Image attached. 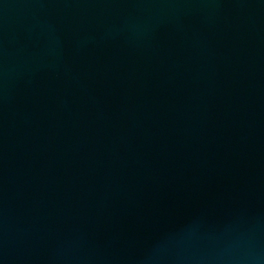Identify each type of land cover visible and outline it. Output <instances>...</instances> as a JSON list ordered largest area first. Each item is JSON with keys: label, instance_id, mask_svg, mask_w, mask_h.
<instances>
[{"label": "water", "instance_id": "1", "mask_svg": "<svg viewBox=\"0 0 264 264\" xmlns=\"http://www.w3.org/2000/svg\"><path fill=\"white\" fill-rule=\"evenodd\" d=\"M0 264H264V0H0Z\"/></svg>", "mask_w": 264, "mask_h": 264}]
</instances>
